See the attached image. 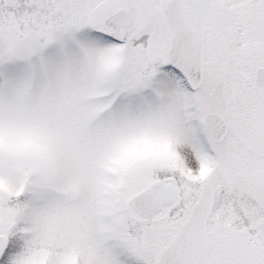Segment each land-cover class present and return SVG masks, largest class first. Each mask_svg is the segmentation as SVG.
I'll return each instance as SVG.
<instances>
[{
  "label": "snow or ice",
  "instance_id": "1",
  "mask_svg": "<svg viewBox=\"0 0 264 264\" xmlns=\"http://www.w3.org/2000/svg\"><path fill=\"white\" fill-rule=\"evenodd\" d=\"M0 264H264V0H0Z\"/></svg>",
  "mask_w": 264,
  "mask_h": 264
}]
</instances>
